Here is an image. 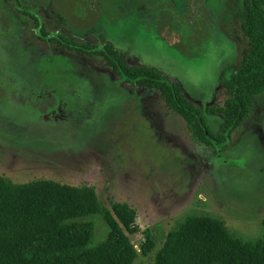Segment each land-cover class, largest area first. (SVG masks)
Listing matches in <instances>:
<instances>
[{"label":"rangeland","instance_id":"374dc122","mask_svg":"<svg viewBox=\"0 0 264 264\" xmlns=\"http://www.w3.org/2000/svg\"><path fill=\"white\" fill-rule=\"evenodd\" d=\"M20 3L48 33L110 44L127 64L159 70L201 109L222 99L220 80L245 49L240 0ZM47 93L59 102L48 116L38 101ZM203 118L220 133L221 116ZM0 175L91 187L102 205L133 206L134 264H153L166 234L190 216L220 219L231 235L255 240L264 220V94L225 148L199 145L154 92L119 80L97 57L39 41L11 0H0ZM90 220L94 246L106 226ZM146 237L152 249L142 255Z\"/></svg>","mask_w":264,"mask_h":264},{"label":"trees","instance_id":"16d2710c","mask_svg":"<svg viewBox=\"0 0 264 264\" xmlns=\"http://www.w3.org/2000/svg\"><path fill=\"white\" fill-rule=\"evenodd\" d=\"M11 2L29 19L41 42L86 58L97 57L119 80L154 92L165 109L184 121L199 145L225 148L231 134L249 118L253 101L264 94V0H240L239 29L245 49L234 72L220 80L222 99L204 109L159 70L127 64L110 44L48 33L20 0ZM38 101L43 112L49 111L48 106H59L49 93L40 94ZM204 115L221 116L220 133L209 131ZM135 215L133 206L124 202L102 205L91 187L53 180L14 183L0 175V264H134L137 252L130 236L136 232ZM91 216H98L106 226L104 239L94 246ZM261 226V237L245 240L231 235L220 219L187 217L177 230L166 234L153 264H264V220ZM151 249L146 237L140 253L147 255Z\"/></svg>","mask_w":264,"mask_h":264},{"label":"flooded vegetation","instance_id":"af4514ba","mask_svg":"<svg viewBox=\"0 0 264 264\" xmlns=\"http://www.w3.org/2000/svg\"><path fill=\"white\" fill-rule=\"evenodd\" d=\"M34 14V13H33ZM34 28V27H33ZM38 39V38H37ZM39 40V39H38ZM40 41V40H39ZM45 113V112H44ZM54 114V113H57V112H54V111H46V115L48 116V115H50V114ZM51 117V116H50ZM54 117V116H53ZM56 117H57V115H56ZM59 117V116H58ZM57 120V119H56Z\"/></svg>","mask_w":264,"mask_h":264}]
</instances>
